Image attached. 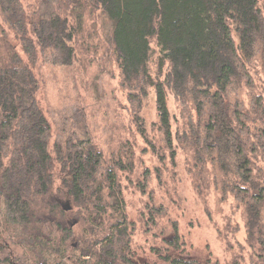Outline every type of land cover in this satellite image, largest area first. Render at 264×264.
<instances>
[{
    "label": "trees",
    "instance_id": "trees-1",
    "mask_svg": "<svg viewBox=\"0 0 264 264\" xmlns=\"http://www.w3.org/2000/svg\"><path fill=\"white\" fill-rule=\"evenodd\" d=\"M23 2L0 0V264H135L138 223L148 235L167 212L146 204L138 221H128L121 177L135 162L126 155L123 163V152L116 159L90 141L51 143L38 81L9 35L29 62L39 54L68 67L84 37L82 17L71 23L46 1L28 9ZM89 2L113 25L110 59L143 155L171 167L185 155L220 201L240 211L245 242L258 244L264 261V186L257 184L264 177V0ZM152 42L160 50L154 73ZM152 93L149 130L141 114ZM139 166V190L151 201L159 167L144 159ZM56 195L71 204L63 207ZM43 220L50 226L44 235ZM170 245L179 248V237ZM151 251L169 264H193Z\"/></svg>",
    "mask_w": 264,
    "mask_h": 264
},
{
    "label": "rangeland",
    "instance_id": "rangeland-1",
    "mask_svg": "<svg viewBox=\"0 0 264 264\" xmlns=\"http://www.w3.org/2000/svg\"><path fill=\"white\" fill-rule=\"evenodd\" d=\"M37 1H46L50 10L68 17L71 23H75L76 15L80 13L81 35L85 37L81 36L80 48L75 45L76 59L67 67L52 65L39 54L35 61L29 62L13 33L9 35L10 43L38 81L37 101L52 128L51 143L65 139L90 141L100 146L105 155L116 159L118 153L123 152V163L129 160L128 157L135 162L133 173L125 172L121 177L128 221H138L146 204H153L156 209L163 206L167 212L165 217H156L161 226L152 229L148 235L144 233L145 226L138 223L140 231L133 244L131 260L135 264H169L151 251L154 249L170 259L193 264H264L258 259V244L249 247L245 242L240 211L232 209L231 201H220L212 187L206 186L201 176L190 168L185 155L178 154L175 167L161 166L158 159L153 161L149 154L143 155L145 144L137 126L131 124V104L126 100L118 71L110 59L108 40L113 25L101 10L93 9L89 0H24L23 3L28 9L27 5L33 6ZM152 48L154 73L160 50L154 42ZM169 101L171 113L178 116L177 105L172 98ZM141 115L151 130V122L156 121L153 93ZM151 135L148 133L149 139ZM143 159L149 168L159 167V179L153 174L151 201L139 190V183L143 181L139 161L143 164ZM59 174L60 170L56 168L54 175ZM257 184L264 186V177L257 179ZM54 198L63 207L71 204L68 198L58 195ZM45 221L40 225L43 235L45 228H50ZM175 236L179 237V248L170 245Z\"/></svg>",
    "mask_w": 264,
    "mask_h": 264
}]
</instances>
